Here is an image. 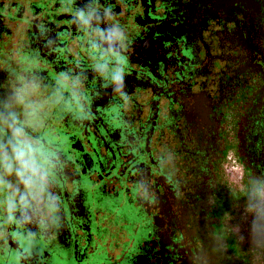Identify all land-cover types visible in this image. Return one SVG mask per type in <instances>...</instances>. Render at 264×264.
I'll return each mask as SVG.
<instances>
[{
    "label": "flooded vegetation",
    "instance_id": "obj_1",
    "mask_svg": "<svg viewBox=\"0 0 264 264\" xmlns=\"http://www.w3.org/2000/svg\"><path fill=\"white\" fill-rule=\"evenodd\" d=\"M264 0H0V264H260Z\"/></svg>",
    "mask_w": 264,
    "mask_h": 264
},
{
    "label": "rangeland",
    "instance_id": "obj_2",
    "mask_svg": "<svg viewBox=\"0 0 264 264\" xmlns=\"http://www.w3.org/2000/svg\"><path fill=\"white\" fill-rule=\"evenodd\" d=\"M243 237L257 255L260 264H264V226L255 223L244 225Z\"/></svg>",
    "mask_w": 264,
    "mask_h": 264
}]
</instances>
